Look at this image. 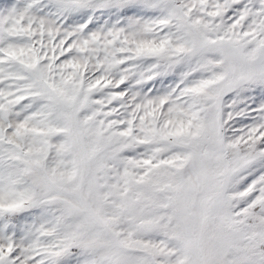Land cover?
I'll return each mask as SVG.
<instances>
[{
	"label": "snow or ice",
	"instance_id": "snow-or-ice-1",
	"mask_svg": "<svg viewBox=\"0 0 264 264\" xmlns=\"http://www.w3.org/2000/svg\"><path fill=\"white\" fill-rule=\"evenodd\" d=\"M0 264H264V0H0Z\"/></svg>",
	"mask_w": 264,
	"mask_h": 264
}]
</instances>
